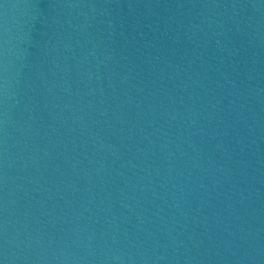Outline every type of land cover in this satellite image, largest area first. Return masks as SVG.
<instances>
[{
	"label": "water",
	"instance_id": "obj_1",
	"mask_svg": "<svg viewBox=\"0 0 264 264\" xmlns=\"http://www.w3.org/2000/svg\"><path fill=\"white\" fill-rule=\"evenodd\" d=\"M0 264H264V0H0Z\"/></svg>",
	"mask_w": 264,
	"mask_h": 264
}]
</instances>
